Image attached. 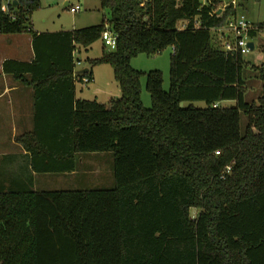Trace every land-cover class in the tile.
<instances>
[{"label":"trees","instance_id":"trees-1","mask_svg":"<svg viewBox=\"0 0 264 264\" xmlns=\"http://www.w3.org/2000/svg\"><path fill=\"white\" fill-rule=\"evenodd\" d=\"M100 1L110 19L75 30L36 32L41 0L11 2L0 14V33L29 34L35 50L31 62L3 64L33 88L34 114L33 129L16 137L31 179L25 189L0 191V264H264V59L251 63L212 34L239 15L237 6L218 13L220 0ZM106 29L118 33L115 50L80 72L76 53ZM168 47L166 91L162 71L131 61ZM99 64L112 66L121 96L78 99L76 81H93ZM252 75L263 90L249 100ZM225 100L237 105L220 106ZM91 152L113 153L114 187L32 188L34 172H78Z\"/></svg>","mask_w":264,"mask_h":264},{"label":"rangeland","instance_id":"rangeland-1","mask_svg":"<svg viewBox=\"0 0 264 264\" xmlns=\"http://www.w3.org/2000/svg\"><path fill=\"white\" fill-rule=\"evenodd\" d=\"M66 1L71 4H81L82 10L73 13L65 6ZM230 3L233 0H220ZM238 5L239 15L243 14L247 20L256 24L264 23V0H235ZM12 0H0V14L2 11H9V4ZM220 3V8L224 3ZM109 20L108 9L101 8L100 0H41V7L32 14V23L35 29L44 31H57L62 29H81L98 25L103 19ZM46 20V22L44 21ZM108 22V21H107ZM106 22V24H108ZM215 42L221 43L220 35L212 31ZM224 42V41H223ZM222 42V43H223ZM255 48L252 52L245 54L244 58L254 64L259 65L264 59L261 45L264 44V29L251 39ZM221 45V44H220ZM115 46H105L102 40L93 43L88 49H82L79 58L81 64L77 65L78 70L89 68L91 59L99 58L103 51H114ZM173 47L166 48L163 52L152 56L140 54L131 61V66L140 71L149 72L160 70L163 73L164 89L170 88V67ZM95 82L84 83L76 81V96L78 99L96 100L100 103H108L112 99L121 96V90L115 79L114 71L109 64H99L93 66ZM142 99L146 107H151V95L146 89V77L142 78ZM248 99H257L263 90L262 81L252 75L247 80ZM193 105L198 108L206 107L204 101H184L182 107ZM235 100H225L220 103L222 107L236 106ZM245 122V117H244ZM3 136V135H2ZM0 135V143L4 137ZM2 137V138H1ZM10 143V141H9ZM83 164L78 172L67 173H37L34 176L32 188L37 190H78V189H110L114 187L113 153L112 152H91L82 154ZM4 157V156H3ZM27 157V158H26ZM31 166L27 155L24 157L2 158L0 161V191L13 189H25L31 179ZM199 213L198 208H192L191 214L196 218Z\"/></svg>","mask_w":264,"mask_h":264},{"label":"crops","instance_id":"crops-1","mask_svg":"<svg viewBox=\"0 0 264 264\" xmlns=\"http://www.w3.org/2000/svg\"><path fill=\"white\" fill-rule=\"evenodd\" d=\"M220 2H223L224 6L228 4L224 1ZM70 5L72 4L69 1H66L65 6L69 7ZM237 5L238 3L236 4V6ZM237 13L239 14L238 9ZM44 21L46 22V20ZM250 23L259 27V24L253 22ZM35 31L38 33H42L58 32L61 30L44 31L40 29H35ZM217 33L218 35L222 34L219 31ZM219 38L221 42L224 41L221 35ZM80 54L81 51L77 52L76 57L79 58ZM34 57L35 50L33 46V38L31 35L0 33V135H3L2 137L4 138L2 140L5 141V143L3 141H1L0 143V161L2 158H15L18 156L24 157L27 154L24 148L16 141V137L33 129L34 114L33 88L22 84L20 81L16 80L12 75L5 73L3 70V64L8 59L22 62H31ZM80 64L81 63L77 65ZM93 76L95 82L96 79L94 72ZM36 174L37 173L35 172L33 173L34 176Z\"/></svg>","mask_w":264,"mask_h":264},{"label":"built area","instance_id":"built-area-1","mask_svg":"<svg viewBox=\"0 0 264 264\" xmlns=\"http://www.w3.org/2000/svg\"><path fill=\"white\" fill-rule=\"evenodd\" d=\"M206 1L207 0H202V2H206ZM230 3L234 5L237 4L235 0H233ZM225 6L222 8V11L225 8ZM69 7H70V11L73 13H76L82 9L80 4H76L74 6H69ZM218 13L220 12L218 11ZM196 26L199 27L198 22H196ZM252 29H258V27L250 23L249 20H247L246 16L243 14L228 19V25L225 28L218 29V31L222 33L221 36L224 39L223 42L224 49L227 51L241 50L244 54H248L252 52L254 49H251V47L249 46V43L251 42L250 31ZM102 40L105 46L116 47L118 42V33L113 32L110 29H106L103 32ZM79 63L81 62L79 61L78 64ZM78 81L84 83H90L88 78H83L82 80L78 79Z\"/></svg>","mask_w":264,"mask_h":264},{"label":"water","instance_id":"water-1","mask_svg":"<svg viewBox=\"0 0 264 264\" xmlns=\"http://www.w3.org/2000/svg\"><path fill=\"white\" fill-rule=\"evenodd\" d=\"M17 0H13V2H12V5H13V7H16L17 6ZM222 11V8H220L219 9V12H221ZM249 46L251 47V49H254V43L253 42H250L249 43ZM88 71V69L87 68H85V69H83V70H81L80 72H87Z\"/></svg>","mask_w":264,"mask_h":264}]
</instances>
